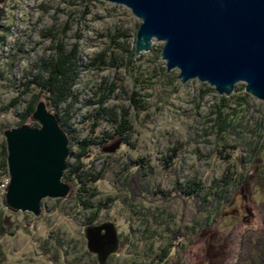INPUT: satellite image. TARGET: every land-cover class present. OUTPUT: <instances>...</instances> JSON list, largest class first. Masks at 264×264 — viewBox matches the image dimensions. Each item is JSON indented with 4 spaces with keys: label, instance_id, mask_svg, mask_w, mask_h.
I'll return each mask as SVG.
<instances>
[{
    "label": "rangeland",
    "instance_id": "rangeland-1",
    "mask_svg": "<svg viewBox=\"0 0 264 264\" xmlns=\"http://www.w3.org/2000/svg\"><path fill=\"white\" fill-rule=\"evenodd\" d=\"M0 11V156L5 130L24 124L21 115L38 93L28 88L37 65L62 44L80 66L74 102L57 110L70 138L68 161L78 165L81 144L93 139L81 172L106 174L80 202L77 185L66 181L73 195L44 199L35 215L7 207L10 175L0 169V222L4 218L9 230L0 241V264H51L43 248L49 237L50 247L52 238L62 240L68 261L90 247L92 264L97 256L102 264H166V250L183 264H246L242 233L264 231V210L256 204L262 201L250 189L264 170L253 156L264 141V101L247 93L244 82L230 96L197 78L182 83L180 70L168 71L161 57L164 41L154 40L150 51L136 56L141 20L126 5L0 0ZM125 111L131 129L119 135ZM141 167L145 176L136 195L125 183ZM245 173L252 174L248 189L228 206L227 220L221 226L207 221L215 200L205 196L213 180L226 174L244 179ZM191 178L202 182L195 197L187 193ZM99 206H105L99 226L85 229ZM119 234L130 235L123 249Z\"/></svg>",
    "mask_w": 264,
    "mask_h": 264
},
{
    "label": "water",
    "instance_id": "water-1",
    "mask_svg": "<svg viewBox=\"0 0 264 264\" xmlns=\"http://www.w3.org/2000/svg\"><path fill=\"white\" fill-rule=\"evenodd\" d=\"M129 7L140 20L135 55L164 41L167 70L182 83L199 79L230 96L238 83L264 101V0H105ZM2 13L0 11V31ZM39 125L5 130L10 183L6 205L40 215L46 198L73 195L64 180L70 138L56 113L40 100Z\"/></svg>",
    "mask_w": 264,
    "mask_h": 264
},
{
    "label": "trees",
    "instance_id": "trees-1",
    "mask_svg": "<svg viewBox=\"0 0 264 264\" xmlns=\"http://www.w3.org/2000/svg\"><path fill=\"white\" fill-rule=\"evenodd\" d=\"M37 67L39 72L29 82L28 88L34 86L38 90V93L34 95L25 112L21 115L22 120L24 124H27L26 122L33 117V113L38 102L40 100H43V98H46L48 101V103L46 102L47 105L50 104V106L53 107V111L57 114L61 125L66 130V123L57 110L62 105L70 106L75 100L74 87L80 75L79 58L75 52H67L63 45L59 44L56 46L54 54L51 57H43ZM225 102L226 99H223V105L225 104ZM127 117L128 112L125 111L121 116L119 126L116 130L119 135H125L126 131L128 129H131V125L129 124ZM220 121L221 119L219 120V122ZM31 124L35 126L39 125L37 122H33V119ZM95 143V140L89 139L85 140L81 144V150L77 154L78 165H72L68 161V168L64 175L65 181H69L77 185L78 188L75 192L74 198H77L79 202L83 195H87L89 193V188L93 187L96 182L104 179L106 176L105 172L99 173L97 175L85 174L81 172L82 166L84 165V159L89 154L88 149ZM253 156L255 161L259 163L262 162V165H264V141L258 148H255ZM7 157V146L4 145L0 156V169L4 171L6 175H8ZM175 158V155L169 157V159L167 160L168 167H171L173 165ZM258 166H260V164ZM142 171V167L138 168L136 172L132 173L129 176L131 182H127L128 180H126V191H130L131 193H135L136 195L140 194V192L136 191V188L143 184L145 175ZM263 173L264 170L262 174H260L261 182L256 183L255 185L252 184V188H250L251 191L254 190L255 195L261 198L262 202H256V204H261L263 207L262 210H264ZM251 175L252 174L249 173L242 174V177L244 179H241L237 178L236 176H229V174H226L220 180H213L205 196L207 199L215 200L212 210L207 214V221L221 226L223 222L227 220L226 213L228 212V206H232L235 200H237L239 196L242 195L241 190L246 191L248 189V178ZM187 183L189 187H191V190L187 192L190 197H195V195L203 188L202 182L197 181L196 178L189 179ZM104 209L105 206H99V208L90 215V217L84 224L85 229L99 226L100 223L98 222V219L103 213ZM249 221L250 220L246 218L245 222ZM8 233L9 230L6 225V220L1 217L0 241ZM49 238L45 240L43 248L46 255H48L49 257L48 259L51 264H92L87 261L88 256L95 255V252L90 247H88L85 253L81 256H77L68 261L66 260L67 253L64 250L65 245L62 240L60 238H52V244L50 247L49 243L51 242V238ZM119 240L121 249H123L128 244L127 242L130 240V235H125V237L121 239V235L119 234ZM241 249V258L246 264H264V231H262L261 228H246L242 233ZM113 255L115 254L109 255L108 261ZM164 257H166V264H183L180 259L174 261L170 260L167 250L166 253H164ZM93 264H102L99 256H97Z\"/></svg>",
    "mask_w": 264,
    "mask_h": 264
}]
</instances>
